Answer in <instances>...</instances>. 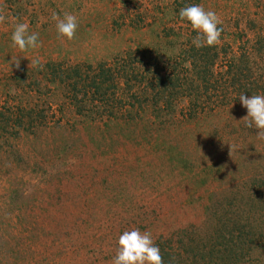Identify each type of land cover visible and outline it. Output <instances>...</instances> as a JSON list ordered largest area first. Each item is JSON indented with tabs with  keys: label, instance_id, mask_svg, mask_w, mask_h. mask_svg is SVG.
I'll list each match as a JSON object with an SVG mask.
<instances>
[{
	"label": "rangeland",
	"instance_id": "1",
	"mask_svg": "<svg viewBox=\"0 0 264 264\" xmlns=\"http://www.w3.org/2000/svg\"><path fill=\"white\" fill-rule=\"evenodd\" d=\"M185 5L218 14V44L192 43L197 33L178 15ZM0 9V264H112L132 228L150 231L157 245L174 241L178 253L191 239L206 264L196 251L217 244L235 214L234 228H253L250 246L224 264H264V140L241 120V101L209 105L229 65L251 68L253 94H264V0H0ZM53 11L77 16L74 39L58 37ZM17 22L39 33L40 47L12 46ZM128 54L148 78L174 81V108L152 115L147 101L139 106L144 80L129 89L107 77L105 94L79 112L71 100L89 95L76 75L100 76L101 66L114 74ZM208 58L216 60L198 80L194 60ZM33 59L43 69L29 67Z\"/></svg>",
	"mask_w": 264,
	"mask_h": 264
},
{
	"label": "trees",
	"instance_id": "2",
	"mask_svg": "<svg viewBox=\"0 0 264 264\" xmlns=\"http://www.w3.org/2000/svg\"><path fill=\"white\" fill-rule=\"evenodd\" d=\"M215 60L216 58L213 61L212 60L210 61V59L208 58L207 59L208 63L204 61V64H202V62H200L199 59L194 60L193 67L191 69L193 70V72L196 73L197 75L196 77L198 78V80H201V77L199 76V74L202 73L201 70L203 69V67H205L207 64H208V67H211V65H213ZM247 61H250V60L247 58ZM116 66L117 67L115 69L114 74H112L110 70L101 66L102 69L99 71V73L97 72V74H101L100 76H89L88 74H86V76H81L82 73L76 75V77L74 78L75 82L77 81L80 85L82 84L81 81H83L84 79L85 81L83 82L85 83L87 82V85H86L87 87L84 86L83 91L86 92V90L88 89V95H89L87 99L85 100H80V101L76 100V95L74 96L73 100H71L72 104L76 105L77 110L79 112L86 113V112H89V110H91L89 109L88 105L92 103L95 95L101 99V95H104L106 92L105 87L103 85H105L106 83L105 81L107 80V77L110 80V83L117 81L116 82L117 84H122L125 86L126 85L128 86L129 83L131 84L133 82L139 83L142 80H144L145 86H143V89L141 86L138 92L142 90L140 92V95H143L145 97L144 99L140 100L139 106L143 102L146 103L147 101L149 103V108L153 107L154 109V111L152 110L151 112L152 115L155 112H159L162 105L165 106L168 112L170 109L174 108V106L171 103V97L174 96L172 91L178 87L176 86V84H174V81H172L171 79L168 80V78H165V77H158V76L153 77V80L148 78L151 75L147 76L146 70H144V68H141L140 62H138L137 59L134 58L133 54H128L127 57L126 58L124 57L123 60H121L120 63H117ZM228 68L229 69H227L222 75H220L219 80L214 83L217 86H211V88L213 89L215 93L217 92L218 89L221 90L220 92L221 96L216 97L212 101H209L211 110L221 109L222 107H227L232 104H237L240 102L239 95L241 93H244L246 96L248 95L250 97L253 93L257 91V90H254L253 88L257 86L258 80H253V81L251 80L249 82L253 74V71H251V68L250 70L237 69V72L236 71L234 72V68L236 67L233 68L232 65H229ZM157 71L158 70H155L154 74H158ZM243 71L249 72V75L243 76L242 75ZM103 74H104V78L102 79L100 77H102ZM239 74H240L239 77L241 76L244 77L242 81L240 78L239 80L237 79L238 78L237 75ZM192 84L193 83H191L189 86H191ZM73 86L75 87V90L78 89V91H76L77 93L81 91L82 89V87L79 88L77 83L74 84ZM182 86L183 85H181V87ZM128 88L130 89V86H128ZM111 89L115 90L116 88L114 86H111ZM166 94H168L167 100H166V97H167ZM136 97H137V94L134 93L133 99L135 100ZM105 103H107V101L104 102L102 105H104ZM114 103H116L117 110H120L122 108V105H121L122 102L117 103L116 101H114ZM187 103H188V110L192 111V113L189 114L190 116L189 118H193L197 116L196 114L197 113V104H196L197 101L192 100V98H189V101ZM93 109L95 108H92V110ZM121 117L122 116H120V118ZM154 117H156V115H154ZM123 119L128 120L129 117L124 116ZM237 198H238L237 195H235L233 197V201L238 202V205L243 206L244 203L242 201H237ZM230 218H232V216ZM230 218H228L227 222H223L221 225V228L216 232V241L217 239L219 240L217 244H215L214 246L210 245L211 247H209L208 245L206 247H203L204 250L196 251L197 253H199V259H201L202 261L201 263L224 264L226 257H230L233 255L241 256L243 251L245 252L247 247L250 246V245H247L248 243H250L249 242L250 239H248V236L250 235L251 229L253 228H249V230L245 233L244 231V228L246 227L245 223H241L239 228H234V225L237 224L235 220L236 214L234 215L232 219ZM228 221H230L229 223L232 224L231 227H233L236 230L238 229L237 236H234L233 234L234 229L231 230L230 228V230H227L229 227ZM188 233L189 232H187L186 234ZM189 235L195 236V232L189 233ZM191 242L192 240L189 239L188 240L189 245H186V249L182 253H178L175 250L174 246H171L174 243V241L172 240H170L168 244L165 242L158 243V246L161 250L164 264H198V259L196 260L197 257L194 252L197 249L191 245ZM180 257H183L184 259H181ZM236 260L237 259H234L232 261L234 262Z\"/></svg>",
	"mask_w": 264,
	"mask_h": 264
},
{
	"label": "clouds",
	"instance_id": "3",
	"mask_svg": "<svg viewBox=\"0 0 264 264\" xmlns=\"http://www.w3.org/2000/svg\"><path fill=\"white\" fill-rule=\"evenodd\" d=\"M179 18L190 22L196 35L192 43L197 47H212L220 42L223 32V21L213 10H206L203 5H185L179 10ZM51 19L56 22L58 37L72 40L75 38L79 27L77 16L64 12L63 16L53 11ZM5 21L3 9H0V23ZM13 47H18L20 51L35 49L41 46L39 33L29 32V24L17 22L11 35ZM12 63L17 69L20 68V60L12 58ZM29 67H39L43 69V64L39 59H33ZM239 99L247 115L241 120L246 127L255 128L258 139L264 140V94H253L250 97L244 93L239 95ZM230 155V153H229ZM112 264H164L159 246L155 243L150 231H141L139 228H132L124 231L118 238V247L113 257Z\"/></svg>",
	"mask_w": 264,
	"mask_h": 264
}]
</instances>
